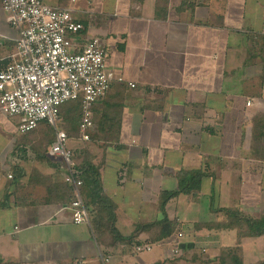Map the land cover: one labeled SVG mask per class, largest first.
<instances>
[{
  "label": "crops",
  "instance_id": "obj_1",
  "mask_svg": "<svg viewBox=\"0 0 264 264\" xmlns=\"http://www.w3.org/2000/svg\"><path fill=\"white\" fill-rule=\"evenodd\" d=\"M44 1L84 24L79 50L104 41L112 86L76 162L98 167L123 238L97 228L93 207L89 223L61 211L68 187L75 195L49 159L53 142L37 159L40 135L0 117V264H264V234L244 235L229 214L264 219V0ZM17 37L0 0V68ZM182 171L204 176L199 192L168 201L176 231L138 233L162 218V194ZM143 242L151 250L137 251ZM178 244L183 254L171 258ZM227 249L241 263H221Z\"/></svg>",
  "mask_w": 264,
  "mask_h": 264
},
{
  "label": "built area",
  "instance_id": "obj_2",
  "mask_svg": "<svg viewBox=\"0 0 264 264\" xmlns=\"http://www.w3.org/2000/svg\"><path fill=\"white\" fill-rule=\"evenodd\" d=\"M2 7L18 37L11 61L0 68V117H19V131L23 134L42 122L54 126L56 137L48 155L63 162L65 181L75 195L61 211L70 212L76 224L89 223L90 212L81 193V173L69 147V135L58 123L61 107L81 100L79 128L82 138L90 139L94 105L107 95L113 80L107 70L104 41L94 36L79 50L76 34L84 24L75 19L70 9L51 6L44 0H2ZM130 85L136 87L134 83ZM120 178L126 180L125 168ZM152 246L143 242L136 249L144 252ZM182 254L179 244L171 249V258Z\"/></svg>",
  "mask_w": 264,
  "mask_h": 264
},
{
  "label": "trees",
  "instance_id": "obj_3",
  "mask_svg": "<svg viewBox=\"0 0 264 264\" xmlns=\"http://www.w3.org/2000/svg\"><path fill=\"white\" fill-rule=\"evenodd\" d=\"M69 104V105H68ZM68 105V110H74V108L79 107L82 114V102L81 100L69 101L64 104ZM64 108V107H62ZM67 110V112H68ZM61 114V113H60ZM55 140V139H54ZM53 142V141H52ZM50 143V142H49ZM47 154V150L45 151ZM83 154V152H82ZM48 156V155H47ZM50 161L56 165L64 167L62 161L54 160L49 157ZM53 160V161H52ZM78 170L81 173V178L83 180L82 190L84 193V201L87 207H93L95 213L94 223H96L97 228L100 230H107L108 232L114 233L116 239L122 237L118 234V230L115 227L116 223V213L115 205L113 202L104 195L102 189V183L100 178V173L98 167L93 164L91 160H84L80 164H77ZM204 173L202 171H182L179 176L178 188L171 192H164L162 194L161 200V211L162 218L158 221L149 224H143L138 227V233L141 229L154 232V239L159 240L165 237L170 236L177 229V224L174 221H171L168 218L166 212V205L168 201L175 198L180 194H196L201 190L202 187V178ZM69 188V193L67 200L65 202H71L72 200V191ZM231 217V226L241 225L242 227L247 228V232L244 235H263L264 234V219L255 220V219H242L240 213L229 212ZM243 234V233H242ZM132 236L131 238H135ZM123 238V237H122ZM124 238L123 240H126ZM221 263H241L240 258L238 257L236 250L227 249L224 254L220 257Z\"/></svg>",
  "mask_w": 264,
  "mask_h": 264
},
{
  "label": "rangeland",
  "instance_id": "obj_4",
  "mask_svg": "<svg viewBox=\"0 0 264 264\" xmlns=\"http://www.w3.org/2000/svg\"><path fill=\"white\" fill-rule=\"evenodd\" d=\"M68 105H66V106H64V108H62V112L60 114L58 124L60 125V127L65 129V131H67V133L69 135V147L72 149V152L74 154L73 159L76 162L79 158L78 156L80 155V154L77 155L76 151H78V153H79L81 150H84L83 147L85 145V143H82V140L80 141V139H79V136H81L79 126H80V122L82 119V114L80 112L79 107L74 108V110H68L67 109V108H69ZM67 110H68V112H67ZM13 119L16 120L17 118L14 117ZM28 135L30 137L40 135V137H41V140L40 141L37 140L35 145L32 144L33 147L35 146L34 150H35L37 159H39V158L45 156V153H46L45 151H46L47 147L55 139L56 131H55L54 126H52L51 124H49L47 122H42V123H40V125L36 129L29 132Z\"/></svg>",
  "mask_w": 264,
  "mask_h": 264
}]
</instances>
